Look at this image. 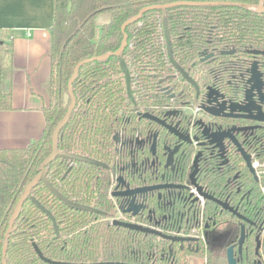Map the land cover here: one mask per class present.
Wrapping results in <instances>:
<instances>
[{
	"label": "flooded vegetation",
	"instance_id": "1",
	"mask_svg": "<svg viewBox=\"0 0 264 264\" xmlns=\"http://www.w3.org/2000/svg\"><path fill=\"white\" fill-rule=\"evenodd\" d=\"M250 8L264 11V0ZM162 19L165 67L147 72L148 81L127 67L131 95L123 76L132 107L108 149H100V158L83 155L100 163L65 160L89 163L92 192L85 198L110 202L112 225L153 238L146 260L124 263L177 264L184 256L185 264L194 257H203L204 264H229L232 246L236 264H264V215L256 222L247 211L252 191L256 195L255 187L264 183V43L219 45L210 25L205 34H179L183 51L176 57L169 33L172 58L181 71L168 54ZM192 47L196 51L188 52ZM90 207L97 211H85L106 213Z\"/></svg>",
	"mask_w": 264,
	"mask_h": 264
},
{
	"label": "trees",
	"instance_id": "2",
	"mask_svg": "<svg viewBox=\"0 0 264 264\" xmlns=\"http://www.w3.org/2000/svg\"><path fill=\"white\" fill-rule=\"evenodd\" d=\"M173 1L177 0H53L49 104L42 108L44 129L25 146L0 148V264L4 234L14 206L51 152V134L66 112L63 95L75 65L85 58L115 51L123 38L121 25L142 7ZM201 1L209 3L144 11L137 21L126 26L127 43L120 56L95 59L78 68L72 82L75 106L57 136L58 150L100 158V149H108L111 135L132 107L119 57L140 80L148 81L147 72L165 67L162 18L172 36L176 57L183 51L179 34H205L210 25L218 35L219 45L264 43V11L250 8L259 0ZM105 12L109 18L100 25L96 36L95 17ZM5 36L6 40L0 41V110H11L12 93L2 86V73L12 67V31L6 30ZM187 51L193 53L196 49ZM87 164L56 157L47 166L46 178L64 196L106 213L70 208L39 181L31 195L50 211L58 234L51 218L30 199L25 200L14 222L15 230L7 240L6 264H52L39 257L33 244L43 256L55 261L138 263L150 256L151 236L112 225L107 216L111 215L113 205L102 198H85L92 192L93 183L92 168ZM255 193L252 191L247 211L257 222L264 215V197L259 186L255 187ZM177 264H185L184 256Z\"/></svg>",
	"mask_w": 264,
	"mask_h": 264
},
{
	"label": "crops",
	"instance_id": "3",
	"mask_svg": "<svg viewBox=\"0 0 264 264\" xmlns=\"http://www.w3.org/2000/svg\"><path fill=\"white\" fill-rule=\"evenodd\" d=\"M101 15L109 18V13H101L95 23ZM52 17L53 0H0V41L6 40V30L13 34L12 67L2 73V86L11 90L13 108L0 110V148L25 146L44 129Z\"/></svg>",
	"mask_w": 264,
	"mask_h": 264
},
{
	"label": "water",
	"instance_id": "4",
	"mask_svg": "<svg viewBox=\"0 0 264 264\" xmlns=\"http://www.w3.org/2000/svg\"><path fill=\"white\" fill-rule=\"evenodd\" d=\"M198 2L196 1H190V0H177V1H173V2H168V3H162V4H151V5H147L142 7L139 12L134 15L133 17L127 19L126 21L123 22V24L121 25V31L123 32V38H122V42L121 45L113 52H108L105 54H101L98 56H94V57H90V58H85L81 61H79L72 72L71 77L68 80L67 83V91L64 93L63 95V102L64 105L67 106L66 112L63 115V117L61 118V120L56 124L55 128L52 131L51 134V152L50 154L45 158V160L42 162L41 166H40V171L26 184L21 196L18 198L14 209L12 211V214L10 215L9 218V222H8V226L6 229V232L4 234V243L2 246V264H6V261L4 259L5 257V253H6V248H7V240L9 238V235L12 231L15 230V226H14V222L16 220V218L18 217L20 210L23 206V203L25 202V200L30 199L36 206H38L42 211H44L52 220V224H53V228H54V232L57 235L58 234V226L56 221L54 220L52 214L50 213V211L48 209H46L42 204H40V202L31 195V190L32 188L39 182L42 181L47 187L48 189L57 196V198H59L65 205H67L70 208H74V209H80V210H88V211H97L96 209L90 207V206H86L83 204H80L70 198H68L67 196H64L61 192H59L46 178V173L48 171V164L53 161L56 157H61L63 159H75V160H84V161H88L91 163H100L94 159L88 158L86 156L83 155H79V154H75L72 152H68V151H62V150H58L56 147V139L57 136L59 134V132L61 131V129L63 128V126L67 123L69 116L75 106V97L72 91V82L76 77L77 74V70L78 68L89 61L92 60H99V59H104L107 58L110 55H116L119 56L120 53L122 52V50L124 49V47L126 46L127 43V35L125 33V28L127 25L137 21L141 14L146 11V10H150V9H164L170 6H174V5H183V4H187V5H195ZM164 34L166 36V42H167V49H168V54L170 56V59L172 61V63L175 65V67L178 70H181V68L178 66V64L174 61V59L172 58V52H171V44H170V38H169V30L168 27L166 25V23L164 24ZM257 51V50H256ZM120 62V66L123 70L124 76H125V80H126V88H127V92L129 95H131L130 93V77H129V72L127 69V66L124 62L123 59H119ZM182 71V70H181ZM148 115V114H147ZM245 159L247 160V162L249 163V157L245 156ZM250 169L251 172H254L253 168L250 165ZM210 197V196H209ZM208 199H212V200H216V198H208ZM217 202L219 204H221L224 208L232 211L233 213H237V210L233 207L228 206L226 203L222 202L221 200H217ZM130 210V209H128ZM114 224L117 225H121L127 228H131V229H137V230H141L143 232H153L156 234H160L157 231H154L152 229L146 228V227H142L140 225H136V224H132V223H128V222H122V221H118V220H114L113 221ZM162 235V234H160ZM165 238H169L172 240H179V239H185V238H180V237H173V236H166V235H162ZM244 238V232H243V227L241 230V234H240V238H239V245L242 243ZM190 238H186V240H188ZM34 245V248L37 252V254L39 255V257L48 262V263H52V264H129V263H124V262H117V261H101V262H92V263H73V262H65V261H55V260H51L45 256H43V254L41 253V251L38 249V247ZM233 248L232 246H229L227 249V260L229 264H236V259L233 257Z\"/></svg>",
	"mask_w": 264,
	"mask_h": 264
},
{
	"label": "rangeland",
	"instance_id": "5",
	"mask_svg": "<svg viewBox=\"0 0 264 264\" xmlns=\"http://www.w3.org/2000/svg\"><path fill=\"white\" fill-rule=\"evenodd\" d=\"M104 21H106V20H104V15H101V16H99L96 19V28H95L96 35H99V33H100V25ZM259 189H260L261 195L264 197V183L259 187ZM194 258H193V260L189 261V264H204V261L202 260V259H204L203 257H200V258L194 257Z\"/></svg>",
	"mask_w": 264,
	"mask_h": 264
},
{
	"label": "built area",
	"instance_id": "6",
	"mask_svg": "<svg viewBox=\"0 0 264 264\" xmlns=\"http://www.w3.org/2000/svg\"><path fill=\"white\" fill-rule=\"evenodd\" d=\"M259 160L257 159V158H254V160H253V166L256 168V169H258L259 168Z\"/></svg>",
	"mask_w": 264,
	"mask_h": 264
}]
</instances>
